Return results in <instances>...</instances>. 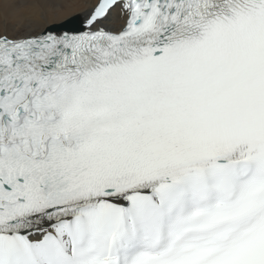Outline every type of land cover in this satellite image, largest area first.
<instances>
[{
	"label": "snow or ice",
	"instance_id": "obj_1",
	"mask_svg": "<svg viewBox=\"0 0 264 264\" xmlns=\"http://www.w3.org/2000/svg\"><path fill=\"white\" fill-rule=\"evenodd\" d=\"M74 2L0 0V264H264V0Z\"/></svg>",
	"mask_w": 264,
	"mask_h": 264
},
{
	"label": "bare ground",
	"instance_id": "obj_2",
	"mask_svg": "<svg viewBox=\"0 0 264 264\" xmlns=\"http://www.w3.org/2000/svg\"><path fill=\"white\" fill-rule=\"evenodd\" d=\"M84 10L83 0H75L74 3H69L60 10L50 9L46 19H41L39 12L34 14L23 10L19 15L22 17V22L25 24L34 23L36 27H43L49 24L57 30L76 27V22L73 17L79 15ZM14 16L17 13L13 14Z\"/></svg>",
	"mask_w": 264,
	"mask_h": 264
}]
</instances>
